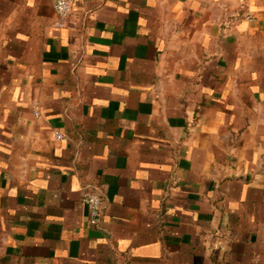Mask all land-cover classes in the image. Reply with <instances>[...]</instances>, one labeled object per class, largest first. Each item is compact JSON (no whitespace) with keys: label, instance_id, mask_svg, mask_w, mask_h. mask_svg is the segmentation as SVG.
<instances>
[{"label":"crops","instance_id":"1","mask_svg":"<svg viewBox=\"0 0 264 264\" xmlns=\"http://www.w3.org/2000/svg\"><path fill=\"white\" fill-rule=\"evenodd\" d=\"M57 20L0 0V264H264V0Z\"/></svg>","mask_w":264,"mask_h":264},{"label":"built area","instance_id":"2","mask_svg":"<svg viewBox=\"0 0 264 264\" xmlns=\"http://www.w3.org/2000/svg\"><path fill=\"white\" fill-rule=\"evenodd\" d=\"M75 0H54V7L58 16L56 26L64 27L65 19L70 15ZM244 17L247 20H252V15L249 11L244 13ZM39 114V111H36ZM56 138L61 140L63 136L59 133L56 134ZM84 201L89 207V221L92 225L96 226L100 223L103 216V200L99 193H87L84 196Z\"/></svg>","mask_w":264,"mask_h":264}]
</instances>
